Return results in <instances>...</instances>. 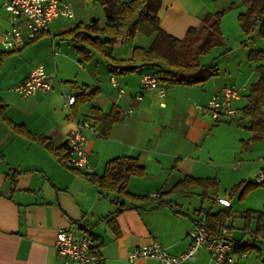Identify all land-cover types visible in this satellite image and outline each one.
<instances>
[{
  "label": "crops",
  "instance_id": "crops-1",
  "mask_svg": "<svg viewBox=\"0 0 264 264\" xmlns=\"http://www.w3.org/2000/svg\"><path fill=\"white\" fill-rule=\"evenodd\" d=\"M63 1L72 4L71 0ZM161 5L157 14L160 28L178 40L188 29L198 27L206 14L225 12L232 6L242 7L238 0H162ZM242 8L222 15L223 40L228 26L238 33L240 28H235V21L245 10ZM226 16L229 21L224 24ZM69 21L59 17L38 39L17 51H5L1 39L10 22L7 13L0 11V100L7 105L6 120L0 116V264H62L54 250L56 232L68 228L76 232L81 224L83 229L77 233L84 230L94 238L103 264H132L127 261L128 252L152 242L158 243L170 255H176L189 246L188 232L197 227L194 222L200 219L199 214L203 211L214 214L230 208L233 215L234 200L245 203L242 229L248 236L234 239L230 225L232 216L227 222L230 228L223 230L226 231L225 240L232 245L233 241L252 242L253 246L264 244V239L254 234L256 212L264 213V199L257 198L260 196L258 187H264V183L240 199L238 192L230 194L241 182L253 181L264 173V140H252L248 122L241 118L249 87L259 78L257 67L264 65V61L249 59L248 53L254 49H245L243 54L247 56V71L238 63L232 78V68L224 65L222 71L212 69L214 75L203 83L164 86L165 94L159 97L157 90L143 91L140 86L141 75L153 74L156 68L144 67L134 73L114 75L95 52H91L87 62L81 61L74 49L77 45L61 36L78 25L67 27ZM97 21L105 24L104 17ZM142 36L117 43L113 56L127 61L135 47H149L152 37L143 36V39ZM57 37L72 44H56ZM95 56L104 61L108 80L101 81V72L105 70ZM37 64L44 67L49 78V92L22 97L15 88ZM112 76L116 77L118 87L111 86L109 79ZM231 86L239 95L233 102V107L238 109L234 119L214 120L200 110L211 96ZM119 89L123 90L121 95ZM91 91L96 92L92 99L81 101L76 98L72 107L66 105L65 94L76 97L77 93ZM135 96L141 99L136 100ZM243 98V105H238ZM93 106L104 113L112 108L120 112L121 121L111 126L108 135L102 134L100 124L92 115ZM83 121L99 132V135L85 132L90 174L102 175L109 160L134 157L145 174L129 179L126 191L132 196L156 200L186 176L215 178L217 193L201 188L173 192L163 195L170 207H141L113 192H100L84 177L83 170L76 169L81 171L78 173L69 163L63 166L42 144L11 126H23L32 136H43L58 149L67 145L66 139L75 125ZM223 186L224 196L221 195ZM179 195L202 198L201 206L192 207L187 202L189 208H186L177 202ZM206 198L211 199L212 205L203 203ZM216 198H228L231 204L223 207L215 202ZM134 205L138 206L132 208ZM122 206L131 209L111 214ZM214 206L218 208L213 209ZM247 212H250L248 219ZM111 219L117 226L116 232L109 222ZM255 248L260 251L257 246ZM194 257V264H210L204 247L198 249ZM134 264L158 262L137 259ZM233 264H264V256L261 252L256 257L248 252Z\"/></svg>",
  "mask_w": 264,
  "mask_h": 264
},
{
  "label": "trees",
  "instance_id": "trees-1",
  "mask_svg": "<svg viewBox=\"0 0 264 264\" xmlns=\"http://www.w3.org/2000/svg\"><path fill=\"white\" fill-rule=\"evenodd\" d=\"M99 3L103 8L105 24L92 20L86 24H78L72 30L62 33L65 39H70L77 46L76 55L81 61L87 62L91 52L97 53L107 63L110 72L116 75L134 73L144 67L156 68L154 76L161 85H195L208 80L214 75L212 68L201 65L202 56L207 55L211 49L222 46L223 38L220 29V20L224 11L216 14H206L198 27L187 30L180 40L172 37L160 28V19L157 14L161 9L162 0H92ZM240 5L245 8L238 14V23L241 31L247 37L257 32L258 37L264 38V0H239ZM34 35L31 42L38 39L41 34ZM152 37L149 47H135L131 57L127 60H118L113 56L114 46L127 40H133L137 35ZM249 59L264 61V50H250ZM258 68L259 78L257 82L249 87L246 103L241 108V118L247 120L248 131L252 133V140H264V65ZM95 91L77 93L76 98L81 101L94 97ZM6 106L0 100V116L6 120ZM92 115L102 128V134L108 135L111 126L121 121L122 116L117 108H112L104 113L97 107H92ZM10 123V122H9ZM18 133L32 138L42 144L54 157H57L63 166H67L69 156L68 147L64 145L58 149L43 136H32L23 126L11 124ZM102 175L83 173L84 177L94 184L100 192H113L118 196L129 199L132 203L137 202L141 207L155 206L161 208L169 206L164 196L173 192H187L192 189L212 190L217 193L218 182L213 179H195L186 176L177 182L171 190L160 194V198L150 200L148 197L130 195L127 193L129 179L133 176L142 177L144 168L139 165L138 159L134 157H118L105 163ZM77 171L76 169H74ZM81 172L80 170L77 171ZM264 175V173H262ZM256 184L253 181H244L234 188L231 195L238 192L239 199L253 191ZM164 195V196H163ZM134 205L132 208L137 207ZM131 209L122 206L111 214L120 213L122 210ZM202 212V211H201ZM199 212V213H201ZM250 212L246 213L248 219ZM257 221L255 235L264 239V213L256 212ZM195 225L204 229L211 240L219 238L223 230H227L228 220L232 217L230 208L222 209L214 214L203 211L198 215ZM113 230L117 226L113 219L109 220ZM233 251L236 253H248L255 248L252 242L233 241Z\"/></svg>",
  "mask_w": 264,
  "mask_h": 264
},
{
  "label": "built area",
  "instance_id": "built-area-1",
  "mask_svg": "<svg viewBox=\"0 0 264 264\" xmlns=\"http://www.w3.org/2000/svg\"><path fill=\"white\" fill-rule=\"evenodd\" d=\"M4 10L10 22V27L4 32L1 39V46L5 51H17L26 43L30 42L34 35L48 30L51 22L62 17L71 20L74 11L72 4L63 0H0V11ZM112 87H118L116 77L109 79ZM140 86L143 91H156L159 97L164 96L165 87L161 85L157 77L152 73H143L140 78ZM50 89L49 78L46 77L42 65L35 66L28 77L21 82L15 91L22 97L35 95V93H47ZM123 93L119 89V95ZM237 89L233 86L224 87L222 90L209 99L207 105L201 107L204 113L209 114L214 120L220 118L234 119L238 109L233 107V102L238 99ZM65 103L72 107L75 97L65 94ZM140 100V96H135ZM85 132H99L87 121L77 122L74 130L66 139L68 147V163L75 169H81L90 173L88 155L85 152L87 138ZM256 184L264 183V175L259 174L253 180ZM156 198V195H154ZM215 202L223 207L230 206L227 198H216ZM83 229L82 224L76 229H59L56 232L54 250L62 259V264H103L98 253L97 242ZM226 231H223L219 238L211 240L204 229L195 227L188 232L190 239L189 246L185 251L176 255H170L158 243L152 242L146 246H139L127 254V261L134 264L137 259H154L158 264H194L195 252L204 247L210 257V264H233L237 259L245 257V253L233 251V245L225 240Z\"/></svg>",
  "mask_w": 264,
  "mask_h": 264
},
{
  "label": "rangeland",
  "instance_id": "rangeland-1",
  "mask_svg": "<svg viewBox=\"0 0 264 264\" xmlns=\"http://www.w3.org/2000/svg\"><path fill=\"white\" fill-rule=\"evenodd\" d=\"M71 1L73 4V9H74V17L72 18V20L67 22L66 24L67 27H71L73 26V24H79V23L86 24V23H89L91 20H99L100 18L103 17V9L99 5V3H96L92 0H71ZM239 5H240V2H239ZM234 7L232 6V7H229L228 9H225V12L223 15H225L226 13H232V10L243 9L242 7L240 8H234ZM228 21H229V16H226L224 24ZM235 26H236L235 28L237 29L240 28L238 20L235 21ZM227 29L229 30L225 34V37L223 40L224 44L220 47L211 49L210 52L207 53V55L202 56L200 61H201L202 66H208L209 68H212V69L218 68L221 71L223 70L222 68L224 65H225L224 67H227L229 69L232 68L230 70L232 71L231 77L233 78L234 74L237 71L234 67L236 64L241 63V67L245 69V71L248 70V67H247L248 63L246 60L247 56L246 54L243 55L245 49H247V51H249L250 48L256 51L264 50V38H261V37L259 38L257 32L252 33L251 37L249 38L248 36L246 37L242 31H240L241 29H239L238 33H234L231 27L229 26ZM228 33L229 35H227ZM130 41H133V40H130ZM60 43H62V45H67V43L72 44V42L70 41H63L57 37L56 44H60ZM95 57L96 59H98V61L102 62L100 67L105 70L104 73L101 72V78H102L101 81L105 79L108 80V75L106 74V69H105L106 67H105L104 61H102L99 58V56H95ZM226 61H227V64L225 63ZM37 65H41V64H37ZM244 101H245V98H243L238 103V105H243ZM258 188H260V194H259L260 196H258L257 198L264 199V187H258ZM224 189H225V186H223L221 189L222 196L225 195ZM176 200L177 202H180L186 208L187 207L189 208V205H187V202H189V204H191L192 207H194L195 205V207L197 208L201 206L200 202H202V198L200 199L197 197L195 198L194 195H189V196L179 195V196H176ZM211 202L212 201L210 198H206L203 201V203L206 205H212ZM233 203H234V206H233L234 211L232 215L233 217L230 221V225H232L233 227L232 232H234L233 237L234 239H237V240L242 239V238L246 239L248 235H244L243 234L244 231L242 229V225H243L242 214H243V209L246 207L245 203L243 201L240 203L237 200H234ZM214 208L217 209L218 207L214 206L213 209ZM255 246H257V248H259L260 251H258L257 249L252 250L250 251V255L256 257L258 252H261V255L264 256V244L256 243Z\"/></svg>",
  "mask_w": 264,
  "mask_h": 264
}]
</instances>
